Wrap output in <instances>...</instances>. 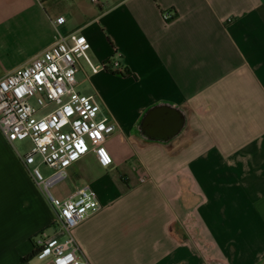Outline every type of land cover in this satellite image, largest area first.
<instances>
[{"label": "crops", "instance_id": "crops-1", "mask_svg": "<svg viewBox=\"0 0 264 264\" xmlns=\"http://www.w3.org/2000/svg\"><path fill=\"white\" fill-rule=\"evenodd\" d=\"M64 1L19 62L0 48V78L71 33L132 73L87 78L116 125L111 167L67 170L101 204L74 231L88 264H264V0ZM20 155L0 130V264H51L32 239L58 238L56 210Z\"/></svg>", "mask_w": 264, "mask_h": 264}, {"label": "built area", "instance_id": "built-area-1", "mask_svg": "<svg viewBox=\"0 0 264 264\" xmlns=\"http://www.w3.org/2000/svg\"><path fill=\"white\" fill-rule=\"evenodd\" d=\"M164 17L170 19L169 14ZM55 22L62 25L66 18L59 17ZM91 49L90 41L82 33L59 36L27 66L0 78L2 135L12 145L31 140L32 150L20 158L35 184L45 188L58 214V238L43 233L35 240L36 248L41 250L35 258L51 264H88L74 231L99 212L101 204L96 191L90 187L78 189L65 200L55 198L50 187L65 179L67 170L90 154L103 168L114 163L107 143L115 134L116 125L103 113L95 96L83 94L79 89L90 73L121 74L124 68L115 56L95 63ZM37 156L54 170L48 180L39 167L31 168Z\"/></svg>", "mask_w": 264, "mask_h": 264}, {"label": "rangeland", "instance_id": "rangeland-1", "mask_svg": "<svg viewBox=\"0 0 264 264\" xmlns=\"http://www.w3.org/2000/svg\"><path fill=\"white\" fill-rule=\"evenodd\" d=\"M51 2H53V4H58L59 6H56L57 10L65 15L68 12V9H70V5L67 4L66 1L62 4L60 3V0H0V48L4 49V51L7 49V51L11 52H7V54H9V57H7L8 61L19 62L21 60L20 55L23 49V37L25 31L36 30L43 20L46 19L47 11L51 12ZM78 3L80 4L81 10H85L90 5L94 4L93 0H78ZM9 30H11L12 35L8 38L6 36ZM12 53H15V55ZM91 58H94L93 51L91 52ZM93 61L98 63L95 59H93ZM88 70L90 71V69ZM86 88H91L88 80L83 81L79 91L84 94ZM14 146L21 155L28 154L33 148V144L29 139L17 141L14 143ZM33 167H39L46 180L52 177L54 173L53 169L42 162V158L40 156L36 157V164L31 168ZM74 190V182L71 177L61 180L49 189L50 193L55 198L61 200L71 197ZM44 193L46 196L48 195L46 191H44ZM56 216L58 217L57 211ZM47 232L48 234L53 235L55 231L53 229H49Z\"/></svg>", "mask_w": 264, "mask_h": 264}, {"label": "trees", "instance_id": "trees-1", "mask_svg": "<svg viewBox=\"0 0 264 264\" xmlns=\"http://www.w3.org/2000/svg\"><path fill=\"white\" fill-rule=\"evenodd\" d=\"M114 74H115V75H118V76H122V77L132 76V73H131V71H130L129 69H124V73H121V74H119V73H114ZM43 233H45V232H41L39 235H42ZM39 235L35 236V237L32 239V241H33V243H34V246H35V240H36V238H37ZM40 252H41V250L38 249V248H36V246H35V250H34V253H33V255H32V258L35 257L36 255H38Z\"/></svg>", "mask_w": 264, "mask_h": 264}, {"label": "flooded vegetation", "instance_id": "flooded-vegetation-1", "mask_svg": "<svg viewBox=\"0 0 264 264\" xmlns=\"http://www.w3.org/2000/svg\"><path fill=\"white\" fill-rule=\"evenodd\" d=\"M144 125H145V123H144ZM143 126V125H142Z\"/></svg>", "mask_w": 264, "mask_h": 264}]
</instances>
